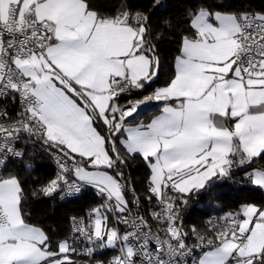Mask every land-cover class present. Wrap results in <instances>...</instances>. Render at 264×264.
<instances>
[{
  "label": "snow or ice",
  "instance_id": "obj_1",
  "mask_svg": "<svg viewBox=\"0 0 264 264\" xmlns=\"http://www.w3.org/2000/svg\"><path fill=\"white\" fill-rule=\"evenodd\" d=\"M0 264H264V6L0 0Z\"/></svg>",
  "mask_w": 264,
  "mask_h": 264
},
{
  "label": "trees",
  "instance_id": "obj_2",
  "mask_svg": "<svg viewBox=\"0 0 264 264\" xmlns=\"http://www.w3.org/2000/svg\"><path fill=\"white\" fill-rule=\"evenodd\" d=\"M241 6L251 5L253 7L264 6V0H235ZM233 193L226 184H221L214 189L213 193L202 194L199 198H194L192 208L190 209V214L199 220L205 214H216L214 210V203L216 200L228 201L233 198ZM74 205L61 204L53 208L51 204H43L42 202H37L34 207V212L38 218H43L52 223L53 225H58L64 227L62 221L64 215L68 211L74 210Z\"/></svg>",
  "mask_w": 264,
  "mask_h": 264
},
{
  "label": "crops",
  "instance_id": "obj_3",
  "mask_svg": "<svg viewBox=\"0 0 264 264\" xmlns=\"http://www.w3.org/2000/svg\"><path fill=\"white\" fill-rule=\"evenodd\" d=\"M97 91L100 93L98 95L95 96V103L97 104L98 107L101 108V110H105L108 100L110 99L109 96L103 94L106 91V85L104 83L103 80L98 82V87H97Z\"/></svg>",
  "mask_w": 264,
  "mask_h": 264
},
{
  "label": "built area",
  "instance_id": "obj_4",
  "mask_svg": "<svg viewBox=\"0 0 264 264\" xmlns=\"http://www.w3.org/2000/svg\"><path fill=\"white\" fill-rule=\"evenodd\" d=\"M54 167V166H53Z\"/></svg>",
  "mask_w": 264,
  "mask_h": 264
}]
</instances>
